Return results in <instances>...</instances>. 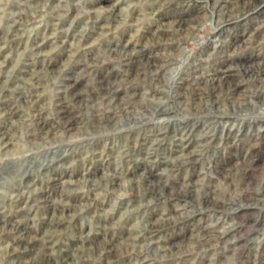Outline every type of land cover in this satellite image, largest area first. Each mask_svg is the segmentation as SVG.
<instances>
[{
  "label": "rangeland",
  "instance_id": "rangeland-1",
  "mask_svg": "<svg viewBox=\"0 0 264 264\" xmlns=\"http://www.w3.org/2000/svg\"><path fill=\"white\" fill-rule=\"evenodd\" d=\"M0 264H264V0H0Z\"/></svg>",
  "mask_w": 264,
  "mask_h": 264
}]
</instances>
